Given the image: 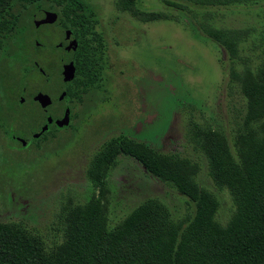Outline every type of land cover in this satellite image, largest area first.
<instances>
[{
    "label": "trees",
    "instance_id": "obj_1",
    "mask_svg": "<svg viewBox=\"0 0 264 264\" xmlns=\"http://www.w3.org/2000/svg\"><path fill=\"white\" fill-rule=\"evenodd\" d=\"M159 1L171 9L144 8L141 0H116L115 5L144 22L178 21L176 11L184 13L200 35L220 47L228 83L235 82L244 99V111L235 117L230 133L200 122L190 111L184 124L185 143L205 158L215 188L226 190L231 198L227 219L218 216L221 200L216 190L198 180L199 158L119 132L99 144L88 164L90 177L100 188L117 158L125 155L184 195L190 209L175 217L165 202L147 197L109 224L101 196L84 202L69 199L57 214L59 238L51 243L35 226L0 220V264H264V34L257 36L248 27L215 26L208 20L209 7L256 0ZM44 7L56 9L61 27L72 28L78 38L76 71L66 88L68 100L77 102L71 104L67 124L49 122L40 135L30 136L36 152L32 167L75 143L83 122L110 88L107 43L86 0H0L3 92L9 88V77L20 83L37 71L36 40H41L28 30ZM23 86L10 93L6 108L0 98V130L20 144L24 131L20 125L28 120L30 127L33 116L24 109L26 101L19 100Z\"/></svg>",
    "mask_w": 264,
    "mask_h": 264
},
{
    "label": "rangeland",
    "instance_id": "obj_2",
    "mask_svg": "<svg viewBox=\"0 0 264 264\" xmlns=\"http://www.w3.org/2000/svg\"><path fill=\"white\" fill-rule=\"evenodd\" d=\"M115 1L86 0L97 18L96 27L107 43L106 74L110 88L106 99L102 100L101 96L96 110L83 122L80 136L71 147L32 167L36 152L32 150L34 142L29 140L43 122L44 113L30 94L39 88L47 90L46 93L55 90H51V85L45 86L38 69L20 83L9 77L5 93L4 85L0 84V98L5 108L11 103L10 93L20 89L18 85H24V109L33 113L30 127L28 120L20 125L24 130L22 145L0 130V220L35 226L44 233L48 243L59 238L57 214L69 199L84 202L101 196L109 224L147 197H158L175 217L183 216L190 209L184 195L149 176L136 160L125 155L117 158L100 188L99 181L90 177L88 164L99 144L119 132L162 149L199 158L198 180L216 190L221 200L219 218L225 221L231 211L228 192L215 188L207 176L205 158L185 143L183 135L188 111L200 122L228 133L235 117L244 111L238 85L228 83L223 52L214 41L200 35L184 13L175 10L178 21L144 22L118 9ZM141 4L149 9H171L159 0H141ZM208 9V20L215 26L248 27L257 36L264 34V0ZM34 26L29 27L30 36L38 35L42 43L49 35L57 38L60 35L57 21ZM42 55L37 51L36 61L45 65ZM56 62L52 59L48 62L55 72ZM39 156L38 160L42 155Z\"/></svg>",
    "mask_w": 264,
    "mask_h": 264
},
{
    "label": "flooded vegetation",
    "instance_id": "obj_3",
    "mask_svg": "<svg viewBox=\"0 0 264 264\" xmlns=\"http://www.w3.org/2000/svg\"><path fill=\"white\" fill-rule=\"evenodd\" d=\"M47 10H52V11H56L57 12L56 9H51V8L44 7V8H42V14L40 16H38V17L44 16L45 15V11H47ZM57 18H58V12H57ZM57 18L52 23L43 22V23H40L38 26H40L41 24H55V22L57 21ZM57 27H58L57 33L60 34L61 37H60V35L58 36V38L49 35L47 40H44L43 43H40L39 41L36 42L38 44L37 51H38L39 54L40 53L44 54V55H42V57H43L42 60L44 61V64L45 63L46 64L42 65V64H39V62H37L36 60L34 61L36 66H37V69L39 71V74L43 78V82L45 84H47L45 86L51 85V88H52L51 90H55L54 93L48 91L51 94L52 101H51V103H49L45 107H42L40 105V103L33 98L35 93L38 90H41V91H44V92L47 91V90H45L43 88H39L37 90H34L30 94V97L33 100V102L35 103V105L39 106V108H41V110L43 111L45 119L47 118L48 115H50L52 117V120H51L50 123H55V124H56V121H55L56 118H59V117L63 116L66 107H69V118L71 119V112H72L71 104L73 102H77V98L68 100V98L66 97L67 96V89L66 88L69 85V83H70L72 78L65 80L64 77H63L62 71H63V67H64L65 64L72 62L73 68H74V75H75L76 64H75L74 53H75V49L78 46V38H77V36L74 35V32H73L72 28H70V27H63L62 28L60 23H59V26H57ZM67 29H70L68 34H66V30ZM74 38L77 41V44H76L75 47H74V45H69L70 40H72ZM51 59L57 61L56 62L57 63V68L55 69V70H57L56 72L52 71L49 68L48 62ZM40 67H41V69H40ZM48 69H50V70H48ZM19 100L21 102L25 101V98L23 97V95H21L19 97ZM49 110L51 112H53V114H55V116H52L49 113ZM45 121L43 120V122L41 123L40 127L45 123Z\"/></svg>",
    "mask_w": 264,
    "mask_h": 264
},
{
    "label": "water",
    "instance_id": "obj_4",
    "mask_svg": "<svg viewBox=\"0 0 264 264\" xmlns=\"http://www.w3.org/2000/svg\"><path fill=\"white\" fill-rule=\"evenodd\" d=\"M56 18H57V12L56 11L47 10V11H45L44 16L35 17L33 19V21H34V25L38 26L40 23H43V22H52ZM69 31H70V29H67L66 34H68ZM36 42H37V40H36ZM76 44H77V41L75 38L70 40V42H69V45H74V47L76 46ZM40 69H41V67H40ZM62 73H63V77L65 80L71 79L73 77L74 68H73L72 62L64 65ZM33 98L35 100H37L42 107H45L46 105H48L52 101V97L48 93L41 91V90H39L34 95ZM46 119H47V121L40 127V129L38 131L33 133V136L36 137V136L40 135V133L48 127V123L51 122L52 117L50 115H48ZM55 121H56V124H58V125L67 124L69 121V107H66L63 116L56 118Z\"/></svg>",
    "mask_w": 264,
    "mask_h": 264
}]
</instances>
